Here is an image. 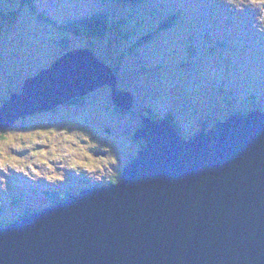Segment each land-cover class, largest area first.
Instances as JSON below:
<instances>
[{
	"label": "water",
	"instance_id": "water-1",
	"mask_svg": "<svg viewBox=\"0 0 264 264\" xmlns=\"http://www.w3.org/2000/svg\"><path fill=\"white\" fill-rule=\"evenodd\" d=\"M0 108V129L105 84L114 70L91 48L69 50ZM181 135L143 118L146 144L120 181L70 195L0 227V264H264V112H234Z\"/></svg>",
	"mask_w": 264,
	"mask_h": 264
},
{
	"label": "rangeland",
	"instance_id": "rangeland-1",
	"mask_svg": "<svg viewBox=\"0 0 264 264\" xmlns=\"http://www.w3.org/2000/svg\"><path fill=\"white\" fill-rule=\"evenodd\" d=\"M19 1L0 0V108L5 100H10L9 90H14V93L24 91L26 77L37 75L32 70L41 68L42 64L43 70L48 69L67 51L85 47L91 48L114 71L117 69V89L119 86L121 90L132 93L135 103L130 113L118 111L112 99V86L105 84L89 93L85 105L81 107L62 108L57 114L37 112L19 118L16 127L5 132L4 136L0 131V193L7 191L4 190L7 187L11 188L10 184L3 182V171L12 173L14 177L20 172L17 175L18 184L34 186L42 169L50 173L51 177L46 180L51 181L57 178L58 168L62 171L58 176L60 178L66 167L74 168L82 163L88 167L82 168L80 175L92 177V182L101 183L99 187L116 184L114 180L121 179L123 175L122 167L131 164L143 148V141L136 140L133 133L144 125L145 116L161 120L163 118L160 117L170 116L181 135H195L201 129L212 128L217 118L229 115L228 111H264V40L255 39L259 32L264 37V0H228L243 9L260 10L259 17H246L250 25L231 36L225 33L224 26H228L221 10L222 17L216 23L219 29H215L214 33L216 38L225 39L231 46L230 50L235 49L234 57L228 55L229 49L223 46V51L216 54L206 49L210 25L215 24L213 20L216 18L213 16V4H219L221 0H204V6H208L209 21L203 19L197 23H191L188 17L195 12H189L184 2H178L180 16L186 17L187 35L176 26L159 32L155 39L144 45L136 44L135 39L115 38L112 31L101 38L73 35L67 37L71 42L69 45H61L57 39V26L42 23L38 15L28 9L20 10ZM39 2V9L45 11L47 17L61 13L60 18L73 14L74 6L78 8L76 11L105 8L125 13L131 9L125 4L103 0H79L74 6H68V2L64 1L58 3L57 0ZM187 2L192 4L193 10L201 9L203 5V1L199 0ZM226 3L220 8L232 9ZM254 17L256 20L253 22ZM141 18L146 21L142 22L144 26L130 23L136 37L150 27L149 20L145 16ZM186 36L188 40L181 45L185 41L181 39H187ZM203 38L207 45L202 42ZM190 42H199L202 47H198L199 54ZM258 47L263 53L255 51L254 48ZM39 58L41 60L37 61ZM229 58L232 62H228ZM105 128L110 132H106ZM69 130L72 132L68 133ZM96 149L108 150L109 155L92 156V151ZM11 158L17 159L19 166L8 169L12 165ZM57 164L58 168L52 170ZM15 191L14 186L12 192ZM4 207L6 211L2 208L1 212H8L6 217L9 219L19 214L16 213L19 212L16 206Z\"/></svg>",
	"mask_w": 264,
	"mask_h": 264
},
{
	"label": "trees",
	"instance_id": "trees-1",
	"mask_svg": "<svg viewBox=\"0 0 264 264\" xmlns=\"http://www.w3.org/2000/svg\"><path fill=\"white\" fill-rule=\"evenodd\" d=\"M67 1H68L67 3L68 6L70 5L74 6L79 0H67ZM103 1H107L109 3H115L119 5L125 4V5H128L131 9L129 11H126L125 13L119 12L116 10L114 12V9H105V8L104 9L101 8L98 10L84 9L81 11H78V10L76 11V9L78 8L74 6L72 10L75 12L69 16H66V17H69L66 19V17H63V18L59 17L60 15H62L61 13L59 15L52 14V16L47 17L45 11H41L39 9L40 3H38L39 2L38 0H20L18 3L19 4L18 6H20L19 7L20 10H22L23 8L24 10L28 9L29 11H32V13L38 15L39 20L42 23L43 22H48V24L54 23V25L57 26L56 27L57 28V32H56L57 39L59 40V42H61V45H66V44L69 45L71 42H69L67 37H71L73 35H77V36L86 35L92 38H101L104 35H106L108 31H112L115 34V38L118 37V39L119 38L122 40L135 39L136 44H139V45H144V44L151 42L153 39H155V37L159 34V32L163 30L175 28L176 26L181 27L182 29L181 31L182 32L185 31L186 32L185 34L187 35L186 17L184 18L183 16H180V12L178 9V2L180 1L186 3V5L190 9L189 12L191 10L195 12V13L188 15V17L190 16L191 23H193V21L197 23L203 19L205 21L208 20L207 12H206L207 10L205 9V6H204V11L201 10L203 9V5L201 9L193 10L192 5L188 4V2L185 0H103ZM171 2H174V3H171ZM18 6H17V9H19ZM221 10L222 8L216 5V9L214 10V13H213V16L216 17V20L217 18L221 19L222 17ZM69 11L71 12L70 7H69ZM222 13L224 16L225 25L231 27L233 23L235 24V19H236V21L242 23L241 29L243 28V26H244V29L247 26V22L242 17H237L234 19L233 14H231L233 17L231 19V23L228 25L229 23L228 19L230 20L231 17L226 12H222ZM143 16H145L149 20V22L147 23L150 24V27H147L144 33L136 37L133 35V31H134L133 25L134 23H138L141 26L143 24L142 22H146V21H142L141 17ZM131 22L133 23V25H130ZM214 23H215L214 25L210 26L211 27L209 31L210 34L208 33V37H209L208 43L209 44L206 47V49L216 54L217 52L223 51V48H221L223 46L225 49H229L228 55L234 57L235 49L230 50L231 46H229L226 43L224 38H219V39L216 38L214 30L219 29V28H218V25H216V22ZM224 30L226 31L225 33L229 36H231L230 34H233L231 31L232 30L231 28H227L224 26ZM196 37L197 39H199L198 36ZM52 39L55 42L54 38ZM181 40H185L181 42V45H183L188 40V37L187 39L185 38ZM205 41L206 40L203 38L202 42L204 43V45H207L206 44L207 41L206 42ZM235 41L236 40H234V42ZM190 44H191V47L195 51L198 50V54H199L200 48L198 47H201L199 45V42L198 44H195V43L192 44L190 42ZM237 47H239V45ZM182 59L184 60V57ZM40 60L41 58L37 59V61H40ZM228 62H232V60L230 59ZM43 66L44 64H42L41 68L39 67H38L39 69L36 68L38 69L37 72L43 70L44 69ZM36 69L32 71L36 72ZM29 74L30 72L28 73V75ZM13 91L14 90L12 91L9 90L8 91L9 95ZM86 100H87L86 97L80 96L79 98L70 100L58 106L57 108L51 109V113L60 112L62 108H72V107L77 108L78 106L81 107L85 103ZM5 101L2 103V105L5 103ZM240 112L243 113V110H240ZM226 117H228V115L225 114L224 118ZM15 127L16 125H14L11 128H15ZM11 128H6L0 131L2 132V135H3L5 134V132L9 131Z\"/></svg>",
	"mask_w": 264,
	"mask_h": 264
},
{
	"label": "flooded vegetation",
	"instance_id": "flooded-vegetation-1",
	"mask_svg": "<svg viewBox=\"0 0 264 264\" xmlns=\"http://www.w3.org/2000/svg\"><path fill=\"white\" fill-rule=\"evenodd\" d=\"M84 97H86V99H87L89 97V95H85ZM77 98H79V97H77ZM74 99H76V98H74ZM83 105H85V103ZM118 111H120L122 113H130V111H125L123 109H120ZM50 113H51V111H50ZM52 113H54V112H52ZM56 113H58V112H56ZM133 137L137 140V138L135 137V134L133 135ZM138 141H143V140L139 139ZM119 142H120V140H118V143ZM107 147L110 149V144H108ZM107 151L108 150H104V149H96V150L92 151V156L102 157V156L96 155V152H102V153H105V155H103V157H107V155H109V153ZM66 177H69V176L67 175L66 171H63L61 178L64 179ZM118 180L119 179H115L114 183L117 182ZM98 185H101V183L90 182V180H88V179H83L81 183L71 182L69 184L60 183V182H58V180L52 181V183L46 184L43 188H41L40 191H38V190L32 191L31 190L30 195H32V196H35L36 193L40 192L39 195H40L42 200L41 199H31V198L26 199L24 193L27 191L22 192V191L18 190V191H15L13 193L10 190V192H2V193H0V199H2V201L0 200V224L21 220V219L29 216L34 211L43 208L47 204L62 201L66 197H68L70 194L79 192V191L83 190L84 188H88L91 186H98ZM4 206H6L7 208H10L13 206L18 207V209H16V210L19 212H16V213H19V214L13 219L7 218L6 216H8L9 213L5 212L6 209ZM2 208L5 210L4 211L5 213L1 212Z\"/></svg>",
	"mask_w": 264,
	"mask_h": 264
},
{
	"label": "clouds",
	"instance_id": "clouds-1",
	"mask_svg": "<svg viewBox=\"0 0 264 264\" xmlns=\"http://www.w3.org/2000/svg\"><path fill=\"white\" fill-rule=\"evenodd\" d=\"M260 66V65H259ZM37 70V69H36ZM116 70V72H118L117 71V69H115ZM34 72V74H37L38 72H35V71H33ZM115 72V71H114ZM33 76V75H32ZM118 85V84H117ZM118 88H119V90L120 91H124V90H121L120 89V87L118 86ZM112 90V89H111ZM118 90V89H117ZM94 91V90H93ZM92 91V92H93ZM126 91V90H125ZM126 92H128V93H130L129 91H126ZM91 93V92H90ZM131 95H132V98H133V102L135 103V100H134V97H133V94L132 93H130ZM87 95H89V94H87ZM134 103H133V107H134ZM62 105V104H61ZM58 106H60V105H58ZM57 106V107H58ZM56 107V108H57ZM133 107L131 108V109H133ZM116 108L118 109V110H120V109H123V108H120V107H118L117 105H116ZM131 109L130 110H126V109H123V110H125V111H131ZM48 111H51V110H47V111H40V112H38V113H43V114H46V113H44V112H48ZM230 114L231 113H234V112H238V111H234V112H231V111H228ZM250 112H252V111H250ZM57 114V113H56ZM144 116V115H143ZM146 117H150V116H146ZM144 118V117H143ZM152 118V117H151ZM156 119H158V118H156ZM163 120H167V121H172L171 120V118H170V116H168V117H165L164 116V118H163ZM174 124H175V126L176 127H178L177 126V124L174 122V121H172ZM143 124V123H142ZM213 124H215L216 125V121L213 123ZM14 125H16V123L14 124ZM13 125V126H14ZM214 125V126H215ZM12 126V127H13ZM213 126V127H214ZM212 127V128H213ZM7 128H11V127H7ZM139 128H141V126H139L137 129H139ZM4 129H6V128H4ZM4 129H1V130H4ZM106 129V128H105ZM136 129V130H137ZM110 131V129H106V132H109ZM72 132V131H71ZM136 132V131H135ZM135 132L133 133V134H135ZM145 145V139L143 140V144H142V146H144ZM96 155L97 156H99V155H101V156H103V155H105V153H102V152H96ZM11 164L12 165H10L9 166V168L8 169H11V168H13V167H16V166H19V161L17 160V159H15V158H11ZM58 164H61V163H59V162H57ZM62 165H65V164H63L62 163ZM81 167L82 166H78V170H79V178H75V177H73V179H72V182H74V183H81L82 182V180L83 179H88V180H90L92 177H87V176H85V175H80V172H81ZM84 167H85V165H84ZM83 167V168H84ZM124 168H125V166H123L122 167V169L121 170H124ZM66 169V168H65ZM37 170L40 172V168H37ZM7 175V172H5V171H3V175H2V177L4 178V180H3V182H4V184L5 183H8V182H10V181H7V177H6V175ZM20 174V172H17V175H19ZM17 175H15V177L13 176V180H11V182L12 181H14L15 183H17L18 184V182H17V179H18V176ZM75 178V179H74ZM62 178L60 177L59 179H58V182H59V180H61ZM10 182V183H11ZM90 182H92L91 180H90ZM50 183H52V181H50V182H48L47 180H46V178H43V177H41L40 176V174H38L37 175V181H36V185H31V184H26L28 187H27V194L25 195V198L26 199H29V198H31V199H39V197H40V195H39V193L40 192H38V193H36L35 194V196H32V195H30V192H31V190L33 191V190H38V191H40L41 190V188H43L46 184H50ZM96 183H98V182H96ZM42 185V186H41ZM100 185H98V186H91V187H88V188H84L83 190H81V191H84V190H87V189H91V188H96V187H99ZM80 191V192H81ZM70 195H72V194H70ZM69 195V196H70ZM73 195H78V194H76V193H73ZM69 196L68 197H66L64 200H62V201H59V202H54V203H63V202H65L68 198H69ZM54 203H50V204H47L46 206H44L43 208H41V209H39V210H36V211H34L33 213H35V212H40V211H42V210H44L45 208H47V207H49L51 204H54ZM33 213H31L29 216H31ZM29 216H27V217H29ZM27 217H25V218H27ZM25 218H23V219H25ZM23 219H21V220H17V221H19V222H21ZM14 222H16V221H12V222H9V223H1L0 224V227H6L7 225H9V224H12V223H14Z\"/></svg>",
	"mask_w": 264,
	"mask_h": 264
},
{
	"label": "bare ground",
	"instance_id": "bare-ground-1",
	"mask_svg": "<svg viewBox=\"0 0 264 264\" xmlns=\"http://www.w3.org/2000/svg\"><path fill=\"white\" fill-rule=\"evenodd\" d=\"M187 1V0H186ZM206 1H208V0H206ZM212 2H213V0H212ZM191 3V2H190ZM194 3V2H193ZM196 3V2H195ZM208 3V2H207ZM186 4V3H185ZM209 4V3H208ZM190 5H192V4H190ZM198 6V5H197ZM200 6V5H199ZM251 42V41H250ZM264 46V45H263ZM262 46V47H263ZM251 51V50H250ZM94 53V52H93ZM95 55H96V53H94ZM98 57V56H97ZM101 60V59H100ZM102 62H104L103 60H101ZM104 63H107V62H104ZM108 64V63H107ZM109 65V64H108ZM115 74H116V76H117V80L119 81V77H118V72H116L115 71ZM115 104V103H114ZM116 105V104H115ZM147 114V113H146ZM32 115V114H31ZM34 115V114H33ZM160 118H164V117H160ZM175 120V119H174ZM178 132H179V129H178V127H174ZM180 128V127H179ZM1 130V129H0ZM142 140H144V139H142ZM121 175V174H120ZM120 181V178H119V180L117 181V182H115V183H118Z\"/></svg>",
	"mask_w": 264,
	"mask_h": 264
}]
</instances>
